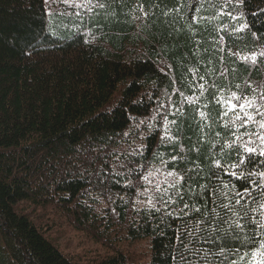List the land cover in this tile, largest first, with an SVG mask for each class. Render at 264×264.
<instances>
[{
  "label": "trees",
  "instance_id": "trees-1",
  "mask_svg": "<svg viewBox=\"0 0 264 264\" xmlns=\"http://www.w3.org/2000/svg\"><path fill=\"white\" fill-rule=\"evenodd\" d=\"M262 53L264 0H0V264H80L62 228L107 250L83 264H135L119 245L141 240L146 264L255 251L264 183L230 175L228 145L264 130L237 131L216 98L264 112ZM233 187L251 193L237 205Z\"/></svg>",
  "mask_w": 264,
  "mask_h": 264
},
{
  "label": "snow or ice",
  "instance_id": "snow-or-ice-1",
  "mask_svg": "<svg viewBox=\"0 0 264 264\" xmlns=\"http://www.w3.org/2000/svg\"><path fill=\"white\" fill-rule=\"evenodd\" d=\"M55 0H45V4L48 5L50 3H54ZM239 3H243L244 0H238ZM83 6V5H81ZM230 15V13H229ZM233 19H236V17H232ZM242 27H247L246 25ZM261 55H264L262 53ZM247 59V58H245ZM253 62L256 60L255 54L252 56ZM201 88L203 86L201 85ZM191 100V97H189ZM261 99H264V97H261ZM216 103L220 105V107L223 109L221 112V118L228 117L231 115L233 117L232 123L237 124V131L240 129H248L250 125H257L258 129L264 130V112H260L259 109H256L255 115L253 114L251 109L255 107V100L250 99L246 96H242L236 92H233L230 97L228 98H216ZM207 107V106H205ZM201 117L205 116L204 112L200 113ZM256 115H259L262 119L257 121ZM227 126V125H226ZM259 141L260 145L262 147L257 148L256 142ZM232 151L236 152V163H233L229 165V167L232 169L230 172V175L235 176L238 180H243L246 183L251 180L253 185L256 184V179L258 178L261 183H264V172H247V171H239L240 168H244L246 165H253L256 163L257 157H264V134H261L260 132H242L240 135L236 136V138L232 141L230 145H228ZM228 159H232V152H228L225 154ZM175 159V157H173ZM216 166L218 168L221 167V161H216ZM154 175V173H149L148 176H145L144 179L148 180L149 176ZM167 176H175V173L169 172L167 173ZM167 182V180H165ZM179 183V180H176L174 183L169 184V187H175L176 184ZM226 188H228V185H225ZM157 191H160V185L159 183L156 184ZM147 191V190H145ZM230 191L234 192L235 195V203L237 205L241 204V201L244 199L245 196L250 195L251 189L248 187H245L243 192L237 191L234 187L230 189ZM221 195H224V193H221ZM255 203V201H254ZM187 207V205H185ZM224 208H229L228 204L223 205ZM264 209V200H262L260 203L257 204L256 208L251 209L254 213H259V216L257 218H253L251 223L255 226L254 230L250 237H248V240H251V243L254 245L256 243L255 237L257 235H261L259 247L256 248L255 251H252L251 253L245 252L243 255L240 254L239 249L236 250V254L239 257L238 261H233L232 264H243L245 259L251 255L253 260H255V257L259 254L261 257V260L258 262V264H264V233L258 232L259 229H264V211H261ZM248 216V212H244V217ZM235 229L243 230L246 225L241 224L239 222H234ZM238 238V237H233ZM241 245L243 247H248V244L244 241L241 242Z\"/></svg>",
  "mask_w": 264,
  "mask_h": 264
},
{
  "label": "rangeland",
  "instance_id": "rangeland-1",
  "mask_svg": "<svg viewBox=\"0 0 264 264\" xmlns=\"http://www.w3.org/2000/svg\"><path fill=\"white\" fill-rule=\"evenodd\" d=\"M70 1V0H69ZM59 247L68 252L80 264L90 262L107 253V250L84 233L72 228L58 229L54 234ZM127 257L135 264H146L148 243L141 240L137 243L122 242L119 245ZM96 260V259H95Z\"/></svg>",
  "mask_w": 264,
  "mask_h": 264
}]
</instances>
